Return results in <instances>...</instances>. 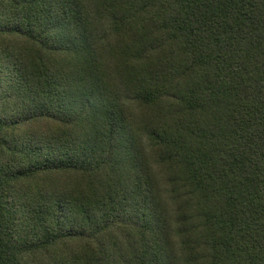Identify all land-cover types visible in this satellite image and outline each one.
Wrapping results in <instances>:
<instances>
[{"label": "trees", "instance_id": "16d2710c", "mask_svg": "<svg viewBox=\"0 0 264 264\" xmlns=\"http://www.w3.org/2000/svg\"><path fill=\"white\" fill-rule=\"evenodd\" d=\"M0 264H264V0H0Z\"/></svg>", "mask_w": 264, "mask_h": 264}]
</instances>
